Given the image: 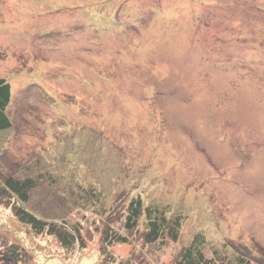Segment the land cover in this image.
<instances>
[{
	"label": "rangeland",
	"instance_id": "374dc122",
	"mask_svg": "<svg viewBox=\"0 0 264 264\" xmlns=\"http://www.w3.org/2000/svg\"><path fill=\"white\" fill-rule=\"evenodd\" d=\"M0 78V180L35 177L27 208L84 238L67 250L0 200L25 264H172L199 231L264 264V0H0ZM137 195L185 215L178 241L125 230ZM109 228L129 240L113 262Z\"/></svg>",
	"mask_w": 264,
	"mask_h": 264
},
{
	"label": "trees",
	"instance_id": "16d2710c",
	"mask_svg": "<svg viewBox=\"0 0 264 264\" xmlns=\"http://www.w3.org/2000/svg\"><path fill=\"white\" fill-rule=\"evenodd\" d=\"M11 101V85L5 79L0 78V135L11 129L12 124L7 115V107ZM35 177L8 176L0 180V200L11 204L15 218L29 228L37 236L54 237L65 249H74L84 246V238L80 226L69 224L66 220H48L39 217L27 208L31 192L36 188ZM99 195L95 190L87 191L82 195V200L94 198L99 201ZM12 201V203H11ZM122 225L126 231H138L140 224L143 229L140 236L144 243L163 248L169 242L178 241L181 229L185 221V215L175 212L170 205H160L156 202L145 203L140 195L134 196L128 202L122 215ZM128 237L106 229L102 236V255L104 260L113 262L109 247L115 244L127 243ZM208 240L206 235L197 232L188 244L177 252L172 264H251L247 258L239 255L223 253L217 248L207 253ZM26 252L16 244L8 246L0 245V264H25ZM25 255V256H24ZM122 261V264H126Z\"/></svg>",
	"mask_w": 264,
	"mask_h": 264
}]
</instances>
